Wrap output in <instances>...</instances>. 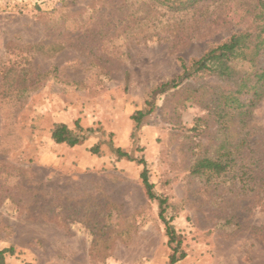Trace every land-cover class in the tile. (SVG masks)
<instances>
[{"label":"rangeland","instance_id":"obj_1","mask_svg":"<svg viewBox=\"0 0 264 264\" xmlns=\"http://www.w3.org/2000/svg\"><path fill=\"white\" fill-rule=\"evenodd\" d=\"M251 3L0 0L6 264H170L174 244L144 191L141 157L182 241L177 264H264V60H234L231 78L192 73L194 59L252 24ZM182 60L190 75L161 92L183 76ZM77 120L93 129L83 143L52 139L56 122L78 132ZM204 158L226 170L194 172Z\"/></svg>","mask_w":264,"mask_h":264},{"label":"trees","instance_id":"obj_2","mask_svg":"<svg viewBox=\"0 0 264 264\" xmlns=\"http://www.w3.org/2000/svg\"><path fill=\"white\" fill-rule=\"evenodd\" d=\"M158 4L163 5L172 10H188L191 8H197L202 0H154ZM247 7V6H245ZM245 10L246 15H249L252 20V24L249 27L233 30L228 37L218 43L216 46L209 48L199 58L194 59L192 62V69L194 74L209 73L211 75H217L220 77L231 78L235 74V69L232 67V62L236 59H249L256 61V58L262 57L264 60V0H252L251 4H248ZM182 69L184 70L183 76H178L170 81L162 83L159 87L161 92L167 91L179 85L182 77H188L189 68L187 64L182 60ZM257 85L264 86V67L255 74ZM253 87V86H252ZM257 89V88H256ZM241 91V88L239 92ZM256 91V97L259 95ZM243 101H239V107L242 109L241 114L246 115L244 119L250 115V108L244 109ZM246 107V106H245ZM244 109V110H243ZM220 111H224L223 109ZM144 113L137 111L132 114V119L136 122L135 127H139L143 121ZM78 132H75L64 122H56L51 130L52 139L58 144H66L68 146H76L83 143L88 134L93 132L92 128L84 129L79 120L76 121ZM91 151L98 153L99 146L96 145L91 148ZM116 153L119 158H127L128 160H134L131 154L125 149L118 147ZM139 164L143 165V170L140 174L144 191L149 199H156L160 206V217L166 224L167 234L169 235L170 243L174 244L173 253L170 256V264H177L178 261L186 256V253L181 249L182 241L179 238L174 226L171 224L165 216L167 198H162L156 195L154 191V184L150 181L149 170L147 168V162L144 157L138 160ZM226 165L220 160L201 159L198 161L194 168V172H203L205 170H213L221 173L226 170ZM14 253V247L4 248L0 250V264H6V254Z\"/></svg>","mask_w":264,"mask_h":264},{"label":"built area","instance_id":"obj_3","mask_svg":"<svg viewBox=\"0 0 264 264\" xmlns=\"http://www.w3.org/2000/svg\"><path fill=\"white\" fill-rule=\"evenodd\" d=\"M36 1H39V0H36Z\"/></svg>","mask_w":264,"mask_h":264}]
</instances>
